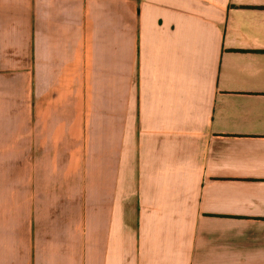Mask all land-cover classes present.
<instances>
[{
	"label": "crops",
	"instance_id": "crops-1",
	"mask_svg": "<svg viewBox=\"0 0 264 264\" xmlns=\"http://www.w3.org/2000/svg\"><path fill=\"white\" fill-rule=\"evenodd\" d=\"M0 264H264V0H0Z\"/></svg>",
	"mask_w": 264,
	"mask_h": 264
}]
</instances>
